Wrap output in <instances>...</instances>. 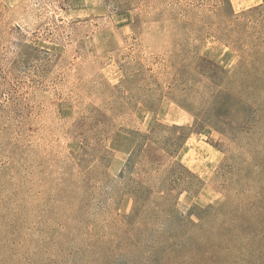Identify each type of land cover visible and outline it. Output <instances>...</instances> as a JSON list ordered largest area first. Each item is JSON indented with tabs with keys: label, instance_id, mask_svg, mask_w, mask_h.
<instances>
[{
	"label": "rangeland",
	"instance_id": "374dc122",
	"mask_svg": "<svg viewBox=\"0 0 264 264\" xmlns=\"http://www.w3.org/2000/svg\"><path fill=\"white\" fill-rule=\"evenodd\" d=\"M0 264H264V0H0Z\"/></svg>",
	"mask_w": 264,
	"mask_h": 264
}]
</instances>
